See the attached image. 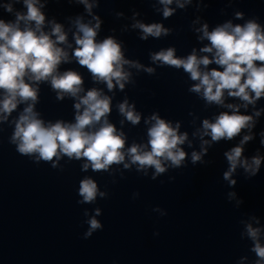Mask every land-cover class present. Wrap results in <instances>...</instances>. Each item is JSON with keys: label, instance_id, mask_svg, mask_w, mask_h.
<instances>
[{"label": "clouds", "instance_id": "1", "mask_svg": "<svg viewBox=\"0 0 264 264\" xmlns=\"http://www.w3.org/2000/svg\"><path fill=\"white\" fill-rule=\"evenodd\" d=\"M22 2L27 9L26 13L16 12L14 22L0 19V90L4 93L3 99L0 100V122L7 121L18 104L26 105L13 121L15 127L10 143L15 145L16 151L22 156L34 158L37 164L49 163L54 169L62 156L69 160H84L86 162L81 166L82 171L91 168L94 172L108 171L112 165L122 163L124 168L128 169L130 164L124 163L127 155L131 164L138 166V170L153 168L152 179L166 171V161H170L172 167H180L186 156L180 145L187 140V133L179 134V124L173 127L156 114L145 121L154 122L147 131L148 145L134 143L125 153L124 134L118 133L116 127L107 119L111 112V98L96 88L80 96L79 93L83 91L81 75L71 70L62 74L58 72V66L68 61V53L57 46L67 41L62 25L53 22L51 33H46L43 31L45 16L41 12L42 5L37 6L39 0ZM78 2L84 4L86 10L91 12L92 4L88 0ZM159 2L164 5L163 17H170L174 10L168 5H171L173 0ZM185 2L189 3L190 0ZM177 6L183 8L184 3L177 0ZM5 7L8 12L13 11L11 4ZM236 17L242 18V14L238 12ZM96 19L94 26L82 22L79 17L76 19L77 32L74 38L77 47L73 55L80 66L87 68L95 81L106 83L109 91L114 88V81L123 90L131 75L124 70V66L130 65L137 69L143 66L126 60L121 45L115 39L108 37L97 42L95 37L100 23L99 19ZM21 22L25 27L21 28ZM133 27L141 30L140 38L144 40L149 36L159 38L161 35H168V29L159 23L137 22ZM199 31L203 33L200 39L206 38L210 42V46H205L200 51L212 53L215 50L213 60L222 71L215 68L201 71V65L207 67L213 60L208 56L198 57L195 50L186 58H178L175 49L169 47L151 54L150 59L153 63L159 62L160 66L182 68L190 75L191 80L199 81L190 91L201 93L202 90L203 99L208 103L223 104L225 91L229 96L247 102L245 107L264 96V29L261 25L255 20H249L244 25H232L227 22L209 32L208 25L204 24ZM52 36H55V40ZM144 71L154 74L152 68H145ZM26 77L28 81L36 83L50 81L52 89L58 93V99H63L64 95L78 98L74 105L75 122L65 123L58 120L45 124L39 118V113L34 110L38 102V88L27 82ZM227 107L236 110L231 114L221 113L214 123L207 119L203 121V134L210 135L212 141L231 140L242 129L249 128L254 123L252 116L239 114L238 106L230 104ZM118 110L133 125L140 122V115L127 100L118 105ZM255 115L259 116L260 112ZM261 135L264 137V133ZM251 139L252 136L245 135L241 145ZM261 143L264 144V139ZM146 148L150 150H145ZM242 153V146L234 147L225 153L230 167L224 173V179L229 181L230 186L236 183L230 178L238 165L244 167L250 178L257 174L261 164L259 156L253 157L251 164L246 159L242 160ZM191 160L195 164L201 160V154L193 152ZM229 195L231 197L235 194ZM78 196L81 199L77 203L93 204L98 196L105 198L106 193L98 188L94 179L85 177L79 182ZM84 215L89 217L88 230L84 233V238L87 239L103 228L96 218L101 215V209L96 208L92 215L85 210ZM259 233L260 229L247 226V235L253 241L251 251L257 257L256 264H264V245L260 243Z\"/></svg>", "mask_w": 264, "mask_h": 264}]
</instances>
